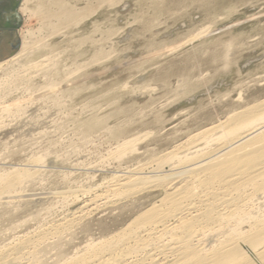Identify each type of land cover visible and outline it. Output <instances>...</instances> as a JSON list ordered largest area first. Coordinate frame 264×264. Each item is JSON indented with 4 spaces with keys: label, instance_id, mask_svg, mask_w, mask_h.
<instances>
[{
    "label": "rangeland",
    "instance_id": "1",
    "mask_svg": "<svg viewBox=\"0 0 264 264\" xmlns=\"http://www.w3.org/2000/svg\"><path fill=\"white\" fill-rule=\"evenodd\" d=\"M0 2L19 15L0 21L18 38L16 48L12 36L0 39V63L23 41L46 46L0 72V178L30 177L0 202V249L90 210L125 172L264 100V0ZM200 141L205 151L220 146ZM153 190L123 204L158 199ZM115 210L87 213L88 233L75 227L66 252L134 214Z\"/></svg>",
    "mask_w": 264,
    "mask_h": 264
},
{
    "label": "bare ground",
    "instance_id": "2",
    "mask_svg": "<svg viewBox=\"0 0 264 264\" xmlns=\"http://www.w3.org/2000/svg\"><path fill=\"white\" fill-rule=\"evenodd\" d=\"M63 17L70 19V12ZM23 43L18 54L0 63V72L46 47ZM200 140L220 146L205 151L195 147ZM151 160L149 167L124 171L106 191L101 190L106 198H92L90 210L82 209L85 204L63 223L34 228L37 232L32 235L28 232L14 244L3 245L0 264H264V207L255 206L264 197V100ZM26 177L20 172L2 176L0 202L13 200L10 190ZM145 189L159 190L160 197L123 204ZM109 209L134 214L113 235L88 243L80 252L75 247V253L66 252L62 241L72 237L86 214ZM81 225L87 234L89 226Z\"/></svg>",
    "mask_w": 264,
    "mask_h": 264
},
{
    "label": "crops",
    "instance_id": "3",
    "mask_svg": "<svg viewBox=\"0 0 264 264\" xmlns=\"http://www.w3.org/2000/svg\"><path fill=\"white\" fill-rule=\"evenodd\" d=\"M1 3V2H0ZM12 16L14 17V18H19V15L18 14H15V13H12V14H10V13H6L5 11H3V10H0V21L1 22H8V20H10V18H12ZM3 22V23H4ZM16 30H14V29H9V28H4V27H0V39H2V37L4 36V35H7V36H12V38L14 39V41H15V39H17L18 40V38H16V36H15V34H14V32H15ZM1 42V41H0ZM16 46H17V44H16Z\"/></svg>",
    "mask_w": 264,
    "mask_h": 264
},
{
    "label": "flooded vegetation",
    "instance_id": "4",
    "mask_svg": "<svg viewBox=\"0 0 264 264\" xmlns=\"http://www.w3.org/2000/svg\"><path fill=\"white\" fill-rule=\"evenodd\" d=\"M9 46L12 47V48H13L14 46H16V42L14 41V39H13L12 42L9 44Z\"/></svg>",
    "mask_w": 264,
    "mask_h": 264
},
{
    "label": "water",
    "instance_id": "5",
    "mask_svg": "<svg viewBox=\"0 0 264 264\" xmlns=\"http://www.w3.org/2000/svg\"><path fill=\"white\" fill-rule=\"evenodd\" d=\"M15 42H16V44L18 43V40L17 39H15ZM13 48H16V46H14Z\"/></svg>",
    "mask_w": 264,
    "mask_h": 264
}]
</instances>
